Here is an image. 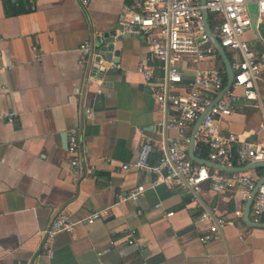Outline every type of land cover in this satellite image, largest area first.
<instances>
[{
  "label": "crops",
  "instance_id": "0c3cea01",
  "mask_svg": "<svg viewBox=\"0 0 264 264\" xmlns=\"http://www.w3.org/2000/svg\"><path fill=\"white\" fill-rule=\"evenodd\" d=\"M134 2L0 0V264H264V227L246 222L248 201L239 187L217 193L207 181L193 193L163 181L153 186L158 174L123 168L136 160L145 135L161 140L180 134L160 125L170 111L159 107L138 68L151 64L162 78L163 62L136 29L115 42L117 61L95 69L99 39L130 19ZM245 38L258 55L264 52V24ZM86 41L93 51L82 58ZM215 64L225 66L220 55L202 67ZM180 69L183 81L173 89L185 92L195 66L187 61ZM261 124V111L240 98L219 129L263 143ZM70 135L78 139L77 168ZM197 150L196 143L200 157ZM162 154L156 147L150 164H159ZM233 162L229 167L248 166L237 156ZM220 171L249 172L257 183L264 176V167ZM142 184L147 189L140 198L128 199ZM242 205L244 215L236 217ZM104 209L107 216L94 223L47 237L60 214L77 220ZM204 211L235 223L202 242L214 221H201ZM250 218L257 223L252 211Z\"/></svg>",
  "mask_w": 264,
  "mask_h": 264
},
{
  "label": "built area",
  "instance_id": "2783aa9c",
  "mask_svg": "<svg viewBox=\"0 0 264 264\" xmlns=\"http://www.w3.org/2000/svg\"><path fill=\"white\" fill-rule=\"evenodd\" d=\"M79 1L88 5L91 0ZM255 2L258 4L256 25L248 0H206L205 5L201 0H135L130 19L123 21L122 25L126 30L138 27L137 31L142 35L152 56L163 62L165 75L162 78L156 75L154 66L148 63L141 64L138 71L152 85V94L159 107L170 111L167 120L160 125L163 129L175 128L180 134L178 137H163L161 140L145 135L136 160L125 164V170L135 167L150 171L160 176L153 186L163 181L193 193H200L203 183L207 181L217 193L239 187L237 192L241 194V199L249 200L257 185L249 172L225 175L217 168L199 164L190 158L187 145L197 121L210 108L196 134L197 145L208 149V160L225 166H233L235 156L239 164L264 162V142L242 140L236 134L227 135L219 129L221 119L232 115L242 98L248 105L261 111V131L264 132V52L258 55L245 38L249 31L264 24V0ZM204 8L214 15L213 20H210L212 32L226 51H230L235 72L231 88L216 103L227 86L228 73L226 67L220 64L202 67L204 62L219 57L206 30ZM92 51L93 44L90 41L81 45L82 58H86ZM1 54L0 48V57ZM187 61L195 66V76L185 92H178L173 89V84L183 81L180 67ZM156 80L159 82L156 83ZM87 112L89 116L92 115L91 111ZM14 118V112L8 114L10 121ZM156 147L163 154L159 164L151 165L150 156ZM68 150L73 155L72 166L79 167L78 139L75 135L68 138ZM146 189V185H138L131 189L128 199L138 200ZM244 207L242 205L235 211L236 217L244 215ZM251 211L257 222L264 223V183L254 198ZM107 212L105 209L94 211L77 220L60 214L46 230L47 237L51 239L60 232H72L80 223H94L107 216ZM213 214V211L201 214V221L214 220L207 232L200 237L202 242L218 239L227 225L235 223L234 218L214 217Z\"/></svg>",
  "mask_w": 264,
  "mask_h": 264
},
{
  "label": "water",
  "instance_id": "95a60500",
  "mask_svg": "<svg viewBox=\"0 0 264 264\" xmlns=\"http://www.w3.org/2000/svg\"><path fill=\"white\" fill-rule=\"evenodd\" d=\"M202 4L205 5L206 0H201ZM250 1L249 3V9L250 13L252 15V19L254 22V25L257 23V16H258V4L255 2V0H248ZM203 14H204V20H205V25H206V30L209 36L211 37L213 43L215 44L219 55L221 56L224 65L227 69L228 73V83L225 89L220 93L218 98L216 99L215 103L231 88L233 82H234V77H235V72L232 68V62L230 59V56L226 49L221 45L220 41L218 40L217 37L214 36L211 26H210V14L206 8L203 9ZM133 29H138V27H134ZM130 32L124 28L122 24L118 25L115 29L108 31L103 34V37L99 39L98 46L99 49L97 51V57L95 58V69H98L100 65H102V68L108 66L110 62L113 60L114 55H118V52L115 51V42L117 40H122L125 37H128ZM117 57L114 58V61H117ZM210 108L202 114L201 118L197 121L196 125L194 126L193 134L190 140V147H189V154L192 160L195 162L202 164V165H207L212 168H217L222 171H228V172H241V171H247L249 169H256L258 167H264V162L260 163H255L252 165L245 166L243 168H237V167H229L225 165H220L217 163H214L208 159H203L201 157H198L195 153V145H196V134L198 132V129L204 119V117L207 115L208 111ZM264 183V176L258 181L256 187L252 191V194L247 202L246 206V211H245V220L247 223L250 225H259L264 227V223H256L253 222L250 218V211L251 207L254 201V198L260 188V186Z\"/></svg>",
  "mask_w": 264,
  "mask_h": 264
},
{
  "label": "trees",
  "instance_id": "16d2710c",
  "mask_svg": "<svg viewBox=\"0 0 264 264\" xmlns=\"http://www.w3.org/2000/svg\"><path fill=\"white\" fill-rule=\"evenodd\" d=\"M213 17H214V15L210 14V20L211 21L213 20ZM229 56L231 57V54ZM197 148H198V150H197L198 155L203 159H207L208 158V149L205 147H202L201 145H197Z\"/></svg>",
  "mask_w": 264,
  "mask_h": 264
},
{
  "label": "rangeland",
  "instance_id": "374dc122",
  "mask_svg": "<svg viewBox=\"0 0 264 264\" xmlns=\"http://www.w3.org/2000/svg\"><path fill=\"white\" fill-rule=\"evenodd\" d=\"M227 52H228V53H230V51H229V50H227ZM221 63H222V62H221Z\"/></svg>",
  "mask_w": 264,
  "mask_h": 264
}]
</instances>
